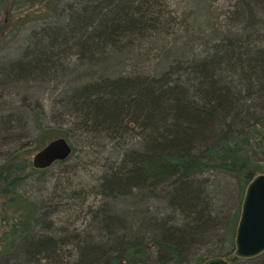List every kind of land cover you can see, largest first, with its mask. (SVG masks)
Returning <instances> with one entry per match:
<instances>
[{"label": "trees", "instance_id": "obj_1", "mask_svg": "<svg viewBox=\"0 0 264 264\" xmlns=\"http://www.w3.org/2000/svg\"><path fill=\"white\" fill-rule=\"evenodd\" d=\"M170 1L0 0V99L34 88L37 131L0 114V264H264L233 255L264 174V0ZM57 138L69 157L34 169Z\"/></svg>", "mask_w": 264, "mask_h": 264}, {"label": "water", "instance_id": "obj_2", "mask_svg": "<svg viewBox=\"0 0 264 264\" xmlns=\"http://www.w3.org/2000/svg\"><path fill=\"white\" fill-rule=\"evenodd\" d=\"M71 147L64 138H57L37 151L31 160L32 167L43 170L55 162L64 161ZM264 253V174L256 175L248 183L235 235L233 255L240 259L255 258ZM203 264H229L223 257H212Z\"/></svg>", "mask_w": 264, "mask_h": 264}, {"label": "rangeland", "instance_id": "obj_3", "mask_svg": "<svg viewBox=\"0 0 264 264\" xmlns=\"http://www.w3.org/2000/svg\"><path fill=\"white\" fill-rule=\"evenodd\" d=\"M172 1L173 0H171L170 2L172 3ZM175 1H173V2H175ZM216 6H219L216 10H219V12L218 11L217 12L220 13L219 15H221V12H220L221 11V1L220 0H218V3H216ZM176 44L179 47L182 44V42H180V43L179 42H176ZM191 49H192L193 52H195L196 47L195 48L192 47ZM141 60H142L143 64H145L148 68H152L151 67V61L149 60V57H146V56L145 57H141ZM158 63H160V62H158ZM161 63H162V61H161ZM124 65H126V62L123 64V66ZM163 65H164V63H163ZM86 76L87 75H84L82 73H78L77 75H73L72 78L81 79V78L86 77ZM35 91L36 90L34 88H28L25 91L22 88V86L21 87L20 86H14L10 90L8 89L5 93L2 94L3 96L0 99V111H2V112H0V114H2L4 116L7 113H16L17 114V112H24L23 122H25V121L28 120L27 123L29 125L30 131L31 132L34 131L36 133L37 132L36 131V128L33 126L34 123L32 121H30L31 120L30 117H29L30 120L29 119H26L25 113H27V114L29 113L28 116H30L29 106L26 103H24L22 101V99H21L22 96H23V97H29L30 98L29 99L30 102L34 101V97H36V95L34 94ZM38 95L40 96V98H39L40 102L39 103H41L42 105H44L45 106V109L47 108V110H48L47 93H44V91L39 90ZM20 118H22V117H20ZM32 134L34 135V133H32ZM100 164H101V162H96V163H92V164L91 163H88L87 166H85L84 164L83 165H80L79 168H78V170L75 172L76 176L74 177V180L82 178L84 181H86V179H87L86 177L89 175V173H88L87 176H85L84 171H82L83 167H86V169L88 170V172L90 171L92 174H95L97 172V170L99 169ZM60 169H62V167L56 168L54 170V172H50L49 175L50 176L52 174L53 175H55V174L61 175V174H58L61 171ZM47 176H48V174H47ZM88 177H90V175ZM53 178L56 179V177H53ZM53 183H54L53 181L52 182L49 181L48 184L52 186ZM88 203H93V199L92 200L91 199L88 200L85 203L84 207H87ZM223 203H225V202H222V200L220 202H218L217 203L218 208H220L223 205ZM154 205H156V203L150 202V203L147 204L146 207L150 211H152L154 209L153 207H155ZM223 206H225V205H223ZM74 214H75V216L77 214H80L82 216V212L80 213V212H78L76 210H75V213ZM75 216L73 215L72 217H70L69 220H66V219L64 220L63 217H60V218H56L55 217V218H53L52 223H53L54 228H59V227H63V226L70 227L69 229L81 228V224H82L81 217L79 216V218H76L74 220V217ZM73 221L76 222V223H74V225H68L67 224V223H72Z\"/></svg>", "mask_w": 264, "mask_h": 264}]
</instances>
